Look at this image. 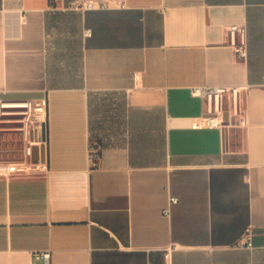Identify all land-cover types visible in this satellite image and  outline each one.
<instances>
[{
	"label": "crops",
	"instance_id": "crops-1",
	"mask_svg": "<svg viewBox=\"0 0 264 264\" xmlns=\"http://www.w3.org/2000/svg\"><path fill=\"white\" fill-rule=\"evenodd\" d=\"M125 2L0 0V97L48 98L41 169L0 165V264H264V0ZM203 85L248 124L198 128Z\"/></svg>",
	"mask_w": 264,
	"mask_h": 264
},
{
	"label": "built area",
	"instance_id": "built-area-1",
	"mask_svg": "<svg viewBox=\"0 0 264 264\" xmlns=\"http://www.w3.org/2000/svg\"><path fill=\"white\" fill-rule=\"evenodd\" d=\"M120 8L126 7L125 0H115ZM77 6V4H75ZM82 8L93 7L92 3L80 5ZM108 7V4L101 6ZM87 36L91 35L90 30H86ZM228 44L233 49L237 57L245 59L248 57L247 30L245 26L234 25L228 29ZM139 74H135V79H139ZM244 87L224 86V85H203L192 88V94L201 98L203 113L198 118V128H210L227 131L232 124L246 126L248 124L247 113L241 108V92ZM48 111V98L46 96L35 99H12L0 97V133L18 136L25 145V149L30 152L33 162L34 157L42 158L46 150V137L43 136V128ZM37 149V152H35ZM45 157V156H44ZM38 158V159H39ZM92 166L97 165L92 152L90 154ZM0 165L6 166L8 170H18L17 166L22 163H11L0 161ZM171 203L178 202V198L172 197ZM246 245L253 248L251 240L245 241ZM39 256L50 264L51 252L44 251Z\"/></svg>",
	"mask_w": 264,
	"mask_h": 264
},
{
	"label": "rangeland",
	"instance_id": "rangeland-1",
	"mask_svg": "<svg viewBox=\"0 0 264 264\" xmlns=\"http://www.w3.org/2000/svg\"><path fill=\"white\" fill-rule=\"evenodd\" d=\"M44 156L39 158L37 154V162H33L30 152L25 149V145L18 136L0 133V161L22 163L21 166H17L18 171L35 172L40 170Z\"/></svg>",
	"mask_w": 264,
	"mask_h": 264
},
{
	"label": "water",
	"instance_id": "water-1",
	"mask_svg": "<svg viewBox=\"0 0 264 264\" xmlns=\"http://www.w3.org/2000/svg\"><path fill=\"white\" fill-rule=\"evenodd\" d=\"M45 135H46V128H45V125H44V128H43V136L45 137ZM35 152H36V149H35ZM37 158L36 157H34V160H36Z\"/></svg>",
	"mask_w": 264,
	"mask_h": 264
}]
</instances>
